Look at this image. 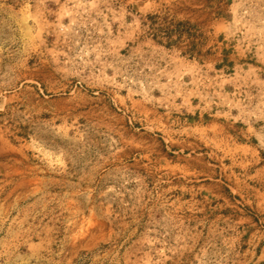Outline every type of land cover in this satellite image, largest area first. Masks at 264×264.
I'll return each mask as SVG.
<instances>
[{
	"label": "rangeland",
	"instance_id": "374dc122",
	"mask_svg": "<svg viewBox=\"0 0 264 264\" xmlns=\"http://www.w3.org/2000/svg\"><path fill=\"white\" fill-rule=\"evenodd\" d=\"M0 264H264V0H0Z\"/></svg>",
	"mask_w": 264,
	"mask_h": 264
},
{
	"label": "trees",
	"instance_id": "16d2710c",
	"mask_svg": "<svg viewBox=\"0 0 264 264\" xmlns=\"http://www.w3.org/2000/svg\"><path fill=\"white\" fill-rule=\"evenodd\" d=\"M151 30L154 33V39L162 43L167 40V46H179L180 43L187 41L188 51L191 56H201L204 54L203 46L207 40L205 32L200 29L199 23L191 22L189 19L174 21L169 15H156ZM158 38H162L159 40Z\"/></svg>",
	"mask_w": 264,
	"mask_h": 264
}]
</instances>
